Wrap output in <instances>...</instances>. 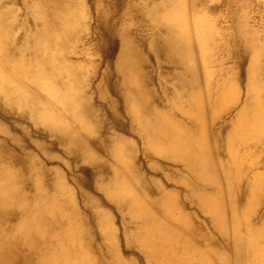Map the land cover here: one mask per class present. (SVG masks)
I'll return each mask as SVG.
<instances>
[{"label": "bare ground", "instance_id": "obj_1", "mask_svg": "<svg viewBox=\"0 0 264 264\" xmlns=\"http://www.w3.org/2000/svg\"><path fill=\"white\" fill-rule=\"evenodd\" d=\"M208 1L143 0L156 68L174 72L170 94L168 77L157 81L172 102L167 108L131 28L118 23L115 0H0V264H133L119 252L103 199L92 197L97 192L129 215L137 229L128 243L148 261L208 264L210 255L196 247L208 245V235L192 229L176 196L144 184L135 144L106 127L95 94L116 130H125L121 117L128 115L130 130L137 126L150 150L214 183L215 195L201 196V205L232 235L237 264L264 263V227L237 216L233 198L239 147L264 134V84L251 77L222 144L211 125L225 110L221 98L231 79L213 84L226 35L204 9ZM237 30L242 37L244 28ZM95 56L106 72H98ZM223 145L226 161L215 153ZM70 160L89 165L72 184L64 176L74 170Z\"/></svg>", "mask_w": 264, "mask_h": 264}, {"label": "rangeland", "instance_id": "obj_2", "mask_svg": "<svg viewBox=\"0 0 264 264\" xmlns=\"http://www.w3.org/2000/svg\"><path fill=\"white\" fill-rule=\"evenodd\" d=\"M115 5L119 25L131 28L135 41L147 58L146 69L150 70L147 72H151L154 77L155 81L152 85L157 92L156 97L164 103H161L162 105L167 108L170 107L168 105H171L172 102H167L166 93L163 94L157 81L158 77H168L169 90L167 93L170 94L173 92L171 84L174 72L170 71L169 65L156 68V55L150 47L153 38L150 34L147 5L143 0H115ZM88 6L90 10L92 5L89 4ZM204 9L217 21L226 35V49L220 55L224 66L222 71H218L217 76L213 78V84L220 85L224 80L223 78L229 77L231 79L230 87L227 86L226 94L221 98L225 110L211 125L213 131L218 133L220 141H223L222 144H224L227 136L233 130L237 112L248 97L251 77L253 75L257 77V85L264 84V0H210L205 3ZM88 22L91 27L95 25L93 17ZM240 25L245 30L242 37L239 36L237 30ZM94 38L95 36L92 34L87 35L90 51L96 55ZM95 57L98 72L100 74L106 72V63L99 56ZM115 80L114 78L113 81ZM97 83L98 79L94 78L92 83L94 87L97 86ZM105 87L106 91L110 93L106 85ZM94 102L101 108V114L106 119V127H110L113 133H118L135 144L137 162L141 169L144 184L150 188L151 192L157 191L159 187L176 196L180 210L190 218L192 229L195 228L208 235L210 239L208 245L196 246L200 252L206 251L210 255L211 258L206 260L208 264H237L235 257L237 248L232 235H226V232L218 228L212 220L213 215L204 210L201 205V196L209 198L215 195V190L211 186L214 183L197 179L188 172L184 163L166 159L150 150L138 134L137 126L130 130L131 121L128 115L121 117L126 127L125 130H116L114 123L108 119L109 116L102 106L104 101L99 100L97 94L94 95ZM171 118L175 122L183 121L182 115L178 113H172ZM251 140L249 139L245 146L239 147L237 152L238 157L243 158V164L241 163L242 166L237 169L239 176L235 178L233 183V198L237 216L245 218L255 227L261 228L264 227V134L260 140ZM95 152L98 154L97 151ZM215 153L221 161H226L230 156L229 150L224 145L220 146ZM98 155L103 160L105 159L103 155ZM70 161L74 170L72 172L66 170L67 173L64 176L72 184L70 179L72 175L81 177L82 171L89 165L84 162ZM79 169L82 171L79 172ZM74 187L78 195L77 199L81 204V191L75 185ZM92 197L103 199L104 203L100 204V209L110 216V223L116 230L118 250L122 257L127 261H133V264H154L148 261L144 251L139 246L128 243L129 232L137 229L135 225L128 224L129 215L125 211L117 209L114 203L101 193H94ZM177 214L175 211L174 215ZM231 227L232 223L230 222V229Z\"/></svg>", "mask_w": 264, "mask_h": 264}]
</instances>
